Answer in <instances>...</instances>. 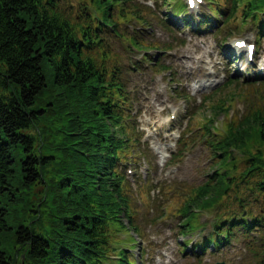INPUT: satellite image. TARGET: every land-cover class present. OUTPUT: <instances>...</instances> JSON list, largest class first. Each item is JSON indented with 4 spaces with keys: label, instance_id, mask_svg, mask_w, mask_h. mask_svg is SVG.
I'll return each mask as SVG.
<instances>
[{
    "label": "trees",
    "instance_id": "1",
    "mask_svg": "<svg viewBox=\"0 0 264 264\" xmlns=\"http://www.w3.org/2000/svg\"><path fill=\"white\" fill-rule=\"evenodd\" d=\"M155 1L186 11L181 0ZM206 3L201 28L221 19L220 34L250 26L264 36V0ZM168 21L140 0H0V264L139 263L131 252L150 198L140 185L137 205L122 167L145 155L129 121L130 76L171 69L161 59L171 44L147 39ZM134 51L146 53L131 61ZM238 83L206 97L212 114L189 123L173 158L205 146L206 179L161 186L150 222L173 219L178 238L207 231L195 251L240 244L242 264H264V80L255 101L231 92ZM222 94L247 102L245 111L231 114ZM191 243L179 242L185 258Z\"/></svg>",
    "mask_w": 264,
    "mask_h": 264
},
{
    "label": "rangeland",
    "instance_id": "2",
    "mask_svg": "<svg viewBox=\"0 0 264 264\" xmlns=\"http://www.w3.org/2000/svg\"><path fill=\"white\" fill-rule=\"evenodd\" d=\"M142 2L147 3V0H142ZM203 7L202 11L200 10L201 14H210V8L204 6V4ZM161 10V15L164 17L167 15L171 17L173 13L168 8L163 9L162 7ZM200 11L186 14L188 20L191 21V18H194L192 20L194 22V30L180 29L179 27L178 29L176 28L177 25L172 30H164L155 26L151 33L147 35L148 40H160L171 44L173 50L169 53L168 51L166 52V63L173 66L174 74L181 84L179 90L183 88L186 92L192 94L193 99L188 103V107H185L186 103L182 96L174 91L175 88L170 93L175 85H173V81L166 80L164 74H158L160 75L158 76L154 73L155 71L147 68L140 74L135 73L130 76V90L134 93L135 99L131 109L132 117L129 121L134 125L135 131L138 132L139 130L138 136L142 138L140 143L144 138L156 157L155 159L152 151H149L141 143L139 146H142L145 149L147 157L153 160L151 164L152 168L147 175L146 168L149 165L141 157L137 160L134 175L132 174L133 176H131L132 180L136 183H140L143 177L149 180L148 188L143 195L149 196L150 203L147 204V207L144 206L139 209L140 217L143 218V214H145V218L138 220L144 231L141 246L147 250L145 260L144 258L142 260L146 264H198L195 259L182 256L179 242L183 238L176 236L178 233L173 229V219L168 218L167 221H162L158 224L150 222V218L157 215V212H154L155 207L153 203L154 205L159 204L160 201L163 203V200H161V189L154 187V184L151 182L163 181L167 187L175 182L198 185L206 179L205 169L208 167L210 156L209 150L205 146L195 144L192 148L193 150L191 149L192 151H189V148H187L180 161L169 159L171 152L175 154L179 152V148L175 144L186 126L190 122L194 125L205 114L207 116L212 114V110L207 105L200 104L203 95L210 93L209 91L212 88L209 91H202L199 88L197 89L196 85L224 83L227 79L225 76H227L228 78L232 77L239 80L237 86L230 88L232 93L239 92L242 94L245 90L251 95V101L257 100L258 96L257 83L253 82L254 85L245 86L241 84V81L242 77L261 73L260 65H264V36L261 38V44L259 43V60L249 65L250 68L246 67L248 64L245 63L244 58L229 67V64L234 62L233 58L228 54L234 50V40L247 37L253 40L256 36L255 30L257 29L246 26L245 31H234L231 35L227 33L226 41L222 42V37L214 29L218 23L216 20H212L213 23H210L209 27L204 29V31L199 29L201 23ZM178 17L181 18V16ZM115 44L120 47L118 41ZM141 53L142 51H134V54L130 55L131 61L136 60L135 56L139 59L140 55H142ZM180 91L182 92V90ZM228 95L229 97H226L225 94L221 96H225L228 99L227 105L230 106L231 114H241L245 111L247 102L239 98L234 99L232 102L231 100L234 96ZM173 110L176 112V119L170 121V114ZM217 120L221 123L224 120V115L219 116ZM157 147H166L164 152L166 157L164 159H161L160 153L156 150ZM131 187H133L132 184ZM134 193L136 203L140 207L141 203L137 192L134 191ZM152 200L153 203L151 202ZM147 210L150 213L147 214ZM207 216L208 214L204 212L203 218ZM205 235H207V231L199 235L189 236L188 239H192L196 243ZM122 237H124L123 234ZM137 252L138 250L135 249L134 253L137 254ZM245 257L249 259L247 250L240 244H235L233 247H227L220 252L209 249L199 259L203 260L200 264H217L219 262L242 264Z\"/></svg>",
    "mask_w": 264,
    "mask_h": 264
},
{
    "label": "water",
    "instance_id": "3",
    "mask_svg": "<svg viewBox=\"0 0 264 264\" xmlns=\"http://www.w3.org/2000/svg\"><path fill=\"white\" fill-rule=\"evenodd\" d=\"M219 264H224V263H219Z\"/></svg>",
    "mask_w": 264,
    "mask_h": 264
}]
</instances>
